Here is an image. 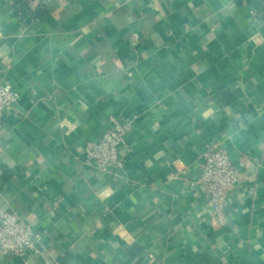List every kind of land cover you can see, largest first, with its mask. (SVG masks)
Segmentation results:
<instances>
[{"label":"crops","instance_id":"1","mask_svg":"<svg viewBox=\"0 0 264 264\" xmlns=\"http://www.w3.org/2000/svg\"><path fill=\"white\" fill-rule=\"evenodd\" d=\"M2 76L0 205L43 241L0 264H264V0H0ZM112 118L135 121L117 175L85 150ZM216 139L223 226L192 185Z\"/></svg>","mask_w":264,"mask_h":264},{"label":"built area","instance_id":"2","mask_svg":"<svg viewBox=\"0 0 264 264\" xmlns=\"http://www.w3.org/2000/svg\"><path fill=\"white\" fill-rule=\"evenodd\" d=\"M66 5L68 0H57ZM132 43L137 45L139 34L134 33ZM21 94L5 77L0 78V135L4 130L5 113L14 109L20 101ZM135 127L133 119L112 118V126L97 139L86 144L87 157L98 170L114 175L124 166L121 148L127 147L128 138ZM239 175L229 151L223 141L216 139L209 143L202 152L198 164V174L192 185L203 186L211 203L212 223L223 226L228 221V206L233 190L238 186ZM43 234L30 224H25L19 215L0 205V253L31 252L41 254ZM45 264H61L59 261L45 257Z\"/></svg>","mask_w":264,"mask_h":264}]
</instances>
